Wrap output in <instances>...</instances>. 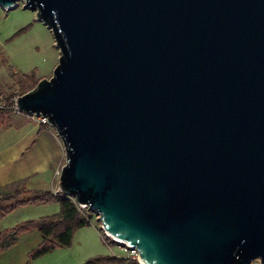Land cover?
<instances>
[{"label": "water", "instance_id": "95a60500", "mask_svg": "<svg viewBox=\"0 0 264 264\" xmlns=\"http://www.w3.org/2000/svg\"><path fill=\"white\" fill-rule=\"evenodd\" d=\"M50 31L15 97L62 145L56 191L141 264H264V0H0Z\"/></svg>", "mask_w": 264, "mask_h": 264}, {"label": "rangeland", "instance_id": "374dc122", "mask_svg": "<svg viewBox=\"0 0 264 264\" xmlns=\"http://www.w3.org/2000/svg\"><path fill=\"white\" fill-rule=\"evenodd\" d=\"M21 4L22 2L18 1L14 8L6 10L0 8L1 97L12 93L16 94L23 75L30 72H33V80L36 82L41 78H49L57 64L58 50L49 29L35 18L34 12L23 8ZM16 114L24 117L15 110L0 126V147L17 138V132L20 133V131L5 132L9 129V123L18 124L22 121L15 117ZM33 123L36 124L34 121ZM47 127L55 133L51 126ZM6 135L8 136L5 137ZM64 162L62 150L61 158L55 162L56 172H59ZM17 181L27 189L50 190L52 184H55L57 180L55 177L51 179L49 171V173L24 176L0 185V187L6 189ZM57 211L58 204L54 201L45 204L17 206L0 219V229L9 228L23 220L51 215ZM82 212L87 215L90 225L76 230L68 247L57 248L55 250L59 251L53 250L54 252L51 251L53 253L44 254L30 261L29 264H61L65 258L68 259L66 264H82L89 257L96 255L115 257L122 255V252L114 245L115 241L111 240L109 235L101 229L97 215L85 208L82 209Z\"/></svg>", "mask_w": 264, "mask_h": 264}, {"label": "trees", "instance_id": "16d2710c", "mask_svg": "<svg viewBox=\"0 0 264 264\" xmlns=\"http://www.w3.org/2000/svg\"><path fill=\"white\" fill-rule=\"evenodd\" d=\"M35 82L33 80V72H30L23 75L16 94H8L5 97H1L0 94V103H2L0 105V126L15 111L12 98L31 89ZM46 128L45 124H37V133ZM52 201L58 204L57 213L36 219L23 220L9 228L0 229V253L15 244L21 234L35 231L39 235L40 240L26 253L24 264H29L30 261L57 248L68 247L75 231L90 225L87 215L78 209L71 198L60 193L54 194L51 190L27 189L18 181L10 184L6 189L0 187V219L17 206L45 204ZM82 264L138 263L126 258L96 255L89 257Z\"/></svg>", "mask_w": 264, "mask_h": 264}, {"label": "crops", "instance_id": "0c3cea01", "mask_svg": "<svg viewBox=\"0 0 264 264\" xmlns=\"http://www.w3.org/2000/svg\"><path fill=\"white\" fill-rule=\"evenodd\" d=\"M15 117L22 121L18 124L9 123V129L5 132L20 131V133L17 132V138L0 147V185L24 176L49 173V171L51 179L55 177L57 180L58 172L56 173L54 166L62 156L59 138L48 127L37 133V124L29 118L19 114ZM56 183L50 187L51 191L56 189ZM39 240L40 237L35 232L21 234L15 244L0 253V264H24L26 253ZM66 261L68 259L65 258L61 264L68 263Z\"/></svg>", "mask_w": 264, "mask_h": 264}, {"label": "built area", "instance_id": "2783aa9c", "mask_svg": "<svg viewBox=\"0 0 264 264\" xmlns=\"http://www.w3.org/2000/svg\"><path fill=\"white\" fill-rule=\"evenodd\" d=\"M13 101H14V99H12V103H13ZM0 105H2V103H0ZM13 108H14V105H13ZM20 114H22L24 117H27L30 120L34 121L36 124H45L46 126H50L48 124V122H47V119L44 116L37 115V114H33V113L32 114L20 113ZM52 192L54 194L57 193L56 189L53 190ZM74 203L76 204V206L78 207L79 210H82L83 208L87 209L82 204H78L76 202H74ZM108 237H110L111 240H114L115 241L116 244H114V245H116V247L122 252V255L116 256V257H121V258H126V259H130V260H134L136 263L141 264V262L139 261V259L137 257V251H136L135 248H131L126 243H120V242L116 241L110 235ZM250 264H261V262L258 259H254V260L251 261Z\"/></svg>", "mask_w": 264, "mask_h": 264}]
</instances>
